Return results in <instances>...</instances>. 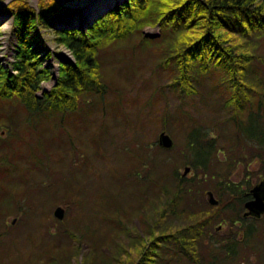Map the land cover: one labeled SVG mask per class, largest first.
Returning <instances> with one entry per match:
<instances>
[{
  "label": "trees",
  "instance_id": "obj_1",
  "mask_svg": "<svg viewBox=\"0 0 264 264\" xmlns=\"http://www.w3.org/2000/svg\"><path fill=\"white\" fill-rule=\"evenodd\" d=\"M7 8L16 29L17 55L14 64H11L14 73L0 64V102L15 101L23 107L27 116L17 123L22 132H32L38 127L46 126L52 133L50 139L56 136L59 139L64 123L74 124L75 129H78L79 121L89 127L92 123L90 107L105 103L106 95L111 90L117 92L114 89L116 84L108 82L105 74L104 56L106 51L113 48L119 49L118 55L126 57L122 60L125 75H135L142 83H156L151 95L158 93L160 88L178 98L177 113L184 114L187 119L182 128L185 137L183 163L188 164L191 170L200 172L205 178L215 169L214 165H231L229 161L240 159L243 154L241 152L245 149H249V153L252 152L251 159L256 158L262 165L261 169L264 168V0H120L112 3L109 1L108 4L105 1L92 10L93 20L83 26L77 23L87 9L63 18L64 7L54 0H39L37 8L30 7L25 0H14ZM153 27L158 29V33L147 34L145 29ZM44 30L53 35V41L57 45L68 48L74 59L60 61L59 73L54 78L39 57V47L44 44L41 37ZM31 42H36L37 46L32 47ZM258 51L261 52L257 53ZM51 54L53 53L48 50L47 56ZM146 58L150 59L147 65L150 71L144 76L140 70L146 67V64L142 66ZM47 81L53 84L49 89L42 90V83ZM138 84L140 83L133 85ZM203 89L209 92L215 106L213 115L207 117L206 125L204 119L192 118V112L185 108L188 99H194L197 95L202 98L208 94ZM131 99L128 98V101ZM119 103V97L110 103L117 120L121 119V114H125L123 101L120 105ZM192 106L193 104L190 107ZM142 108L150 111L149 107L141 106L138 107L139 112ZM116 109L119 110L118 113L115 112ZM125 116V124L132 132L137 119L155 126V135L158 128L169 130L167 124L159 126L157 118L151 119L148 115H137L135 123H132L129 114ZM102 117L103 115L97 117L100 120L97 121V131L101 133L97 132L98 136L108 132L101 121ZM58 124L61 125L60 128ZM65 130L68 132L69 128ZM13 138L16 137H10L4 144L10 145ZM35 141V144L45 143L40 137ZM224 142L228 144L227 147ZM151 143L156 149L164 150L158 139L138 144L133 149L143 153L139 155L138 161L142 167L146 164L148 172H157L160 158L152 153ZM219 143L221 146H218ZM0 145L4 146L2 143ZM37 146L42 149V144H38L34 150ZM224 147L230 157L219 159L218 155L223 154ZM41 149H37L38 152ZM59 154V149H54V153L45 154L44 157L46 162L54 163V155ZM59 161L61 160L55 163ZM34 163L36 169L42 166ZM159 164L173 167L167 159L159 160ZM229 174V169L222 173L213 170L209 181H197L186 180L184 175L173 171L170 183H162L158 176L153 181H148L149 177H146L143 179L145 182L137 177L132 178L133 181L129 183L131 185L147 184L144 186V193L145 202L151 203L148 206L152 207L163 198V204L157 207L160 217L169 210L170 214L180 220H183L181 216L189 219L171 232L167 229L156 232L154 225L158 221L151 222L152 225L146 227L144 236H139L136 240L132 238L127 244H120L116 252H106L103 249L105 241L98 240L97 234L107 236L109 232L111 238L117 239L123 233L122 229L104 225H124L108 216L103 207L97 214L103 220L104 229L88 230L91 239L89 252L76 264H162V254H170L169 250L163 249L169 247L176 252L178 264H190L189 261L192 264L217 263L218 251L215 252L216 248H213V252L212 248L205 250L202 239H207L208 225L217 218L229 224L234 221L235 215L228 213H232L229 210L233 211L241 203L243 191L239 183L229 181ZM205 184L217 195L219 203L209 206L199 219L195 213H187L191 204L189 188ZM69 188V193L76 191L75 188L72 190L73 187ZM106 192L107 194L101 193L102 198L106 199L105 205L109 203L111 196L109 191ZM149 195H152V200ZM85 207L96 215L93 205L82 208ZM66 231V228H61L62 234L67 235ZM79 235L72 238L77 239V245L72 248L74 252L79 250V242L85 234ZM217 242L212 241V247H216ZM209 252L213 254L212 257H209ZM69 260L70 258L66 262L62 258L60 264H70Z\"/></svg>",
  "mask_w": 264,
  "mask_h": 264
},
{
  "label": "rangeland",
  "instance_id": "obj_2",
  "mask_svg": "<svg viewBox=\"0 0 264 264\" xmlns=\"http://www.w3.org/2000/svg\"><path fill=\"white\" fill-rule=\"evenodd\" d=\"M13 1L0 0V53L4 54L6 61H8L7 59L12 60V47L16 43L17 37L14 35L13 27L9 24L12 18L3 21L1 17L9 12L7 7ZM25 1H28L33 8H37L39 2V0ZM74 1H83L86 4L82 7H65L70 14H74V10H79L78 12L81 13L85 7L88 9L93 6L94 0ZM75 5H78V3ZM145 31L150 34L158 33V29L155 27L146 28ZM42 33H44L41 36L44 44L40 48L43 52L47 48L55 53L70 57L63 47L56 46L50 32L42 31ZM35 43L31 42L32 45H35ZM112 49L106 51V56H104L106 60L105 74L108 82L116 84L114 89L117 92L111 90L112 92L110 91L106 95L105 103L90 107L92 123L89 127L82 122L81 125L79 121H77L78 129H75L74 124L64 123L62 126L63 131L61 130L60 136H58L59 139L57 136L50 139L52 133L46 126H37L38 129L32 132H22L23 130L17 125L22 121L21 118L27 116L23 107L15 101L0 102V143L4 145L2 147L0 145V161H2L0 162V234L3 233V236H0V261H2V264L4 262H12V264H60L62 258L66 262L70 258V264L81 262L83 256L90 249L88 245L91 239L88 230L98 231V229H104L102 226L103 220L98 216L103 207L108 216L119 220L124 225L123 227H117L116 223L104 225L113 229H122L123 233H120L117 239L111 238L109 232H107V236L97 234L98 240L105 241L103 249L106 252H116L120 244H127L126 242L132 238L136 240L139 236H144L146 227L152 225L151 222L158 221V224L154 225L156 232L162 229L171 232L180 223L184 224V220L189 219L181 216L183 220H180L179 217L176 218L170 214L169 210L164 216L160 217L157 207L163 204V198L160 202L154 203V207L148 206L147 204L151 203L149 201L145 202L146 193H144V186L147 184H129L134 177L141 181L149 177L148 181H153L154 177L158 176V180L162 183H170L171 172L175 171L179 175H183L184 167L189 166L183 163L185 137L182 128H184L187 119L184 114L177 113L178 98L173 93L159 88L158 93L151 95L153 86L156 83L150 81L142 83L135 75H125L122 60H125L126 57L118 55L117 50L119 49ZM44 62H47L46 64L50 67L52 77H57L58 59L48 56L44 58ZM148 62L150 63V59L146 58L142 63V66L146 64V67L144 66L140 70L144 73V76L148 75L150 71L147 66ZM11 72L14 73L15 71L12 69ZM154 77L157 79V76ZM134 83L140 84L133 85ZM207 83L210 86L209 81ZM50 85L51 82L48 81L42 83V90H47ZM160 91L161 93H159ZM204 91L208 94L202 98L197 95L194 99H188L185 102V108L192 112V118L197 119L200 117L204 119V125H206V123L208 124L207 117L213 115L215 106L210 99L209 92ZM118 93L120 94L117 95ZM118 97L120 98L119 105L123 101L124 113L129 114L132 123H135L137 115H148L151 119L157 118L156 122L159 126L167 124L169 130H164L163 127L158 128L155 135V126L142 123L137 119L134 131H130L128 125L125 124V114H121V119L117 120L116 114L111 109V101ZM128 98H132L130 102ZM115 104L118 107V104ZM192 104L193 106L190 107ZM141 106L149 107L150 111H148V108H142L143 110L139 112L138 107ZM115 112L118 113L119 110L116 109ZM99 115H103L101 121L105 124L104 128L108 129V132L102 136L96 135L98 132L97 121H100L97 118ZM8 117H10L9 120ZM58 125L60 128L61 125ZM65 128H69V131L67 132ZM161 131H165L171 137L173 144L170 148L163 147L164 150H160L156 149V146L151 143L152 153H155V156L160 158L159 160L167 159L170 165L172 163L171 166L175 167V170H173V167L160 165L158 160L157 172H148L146 164L145 167H142L138 162L140 161L139 155L143 153L141 150L136 152L133 148L146 141L157 140ZM10 137L16 138L10 140V145H5L4 142ZM38 137L43 138L45 143L35 144ZM49 139L50 141L47 142ZM140 141L141 143H138ZM38 144H42V149L41 146H37V149H41L40 152L37 149L34 150ZM227 145L225 143L226 147ZM218 146H221V143ZM226 147H224L223 154L219 153V159H225V156L230 157ZM54 149H59L60 154L58 156L54 155V163L46 162L44 155L54 153ZM249 152V149L243 150L240 159L229 161L231 165H214L215 169H212L205 178L200 172L191 169L184 176L186 180L196 179L199 181L201 179L202 181H209L213 170L222 173L229 169V181L238 182L241 190L247 189V186H249L247 182L253 185L257 180L259 181L264 177V168L261 169L262 165L256 158L251 159L252 152ZM38 158L41 159V163ZM57 160L61 161L55 163ZM34 162L42 166L36 169ZM25 179H27V182H24ZM244 179L246 182H243ZM208 186V184H205V186L193 185L189 188V191L191 190L189 193L191 204L187 208V213H195L196 217L201 219L202 213L208 210L209 206L212 207L206 196V191L211 190ZM69 187H73L72 190L75 188L76 191L69 193ZM106 191H109L111 195L107 205H105L106 199L102 198V194H107ZM149 196L152 200V195ZM214 196L218 199L216 194ZM89 204L94 206L96 215L90 212L87 207L82 208ZM56 206H61L64 209L62 219L56 218L53 214ZM240 207L241 203L237 204L233 211L229 210L232 213L229 212L228 214L235 215ZM228 214H225V216L227 215L226 218H229ZM13 220L14 222H12ZM261 220L258 222V224L260 223L259 227H264V217ZM228 225L229 223L224 220L221 221V218H217L211 225H208L207 239H202L205 250L212 248L213 252L216 248L215 252L218 251L219 257L223 254L219 244H223V241L226 240L222 235L229 234L227 232ZM216 227H220L221 232H218ZM61 228H66L70 233L66 231L67 235L62 234ZM123 228L125 231H123ZM80 233L85 235L81 237L79 250L74 252L72 248L73 245H77L75 243L77 239L72 238L80 236ZM68 235L69 237H67ZM233 235L228 236L233 238L235 237ZM258 236L260 239H264L262 233H259ZM216 240L219 243L216 247H212L214 244L211 241ZM166 250H169L170 254H162V264L164 262L178 264V257L173 248L163 249V251ZM209 253V257H212L213 254ZM132 255L134 254L132 253ZM189 262L192 264V261Z\"/></svg>",
  "mask_w": 264,
  "mask_h": 264
},
{
  "label": "flooded vegetation",
  "instance_id": "obj_3",
  "mask_svg": "<svg viewBox=\"0 0 264 264\" xmlns=\"http://www.w3.org/2000/svg\"><path fill=\"white\" fill-rule=\"evenodd\" d=\"M259 181L257 180L253 185L247 182L249 186H247V189L242 190L241 207L235 214L234 221L228 225L227 229L228 235L234 234L233 236L235 237L232 239L226 234L222 235L223 238H226L223 244H219L223 254H221L215 264H264V239H260L258 236L259 233L264 235V227H259L260 223L258 224V222L262 221L264 212L260 216H255L254 214L245 215V212H247L245 203L253 198L250 190ZM243 182H246L245 179ZM216 230L221 232L220 227H216Z\"/></svg>",
  "mask_w": 264,
  "mask_h": 264
},
{
  "label": "water",
  "instance_id": "obj_4",
  "mask_svg": "<svg viewBox=\"0 0 264 264\" xmlns=\"http://www.w3.org/2000/svg\"><path fill=\"white\" fill-rule=\"evenodd\" d=\"M54 1L62 6H67L71 8L80 7L75 4L66 3L65 1H62V0H54ZM86 9L87 8L85 7L84 10ZM147 34H150V33H147ZM150 35H153V34H150ZM158 143L164 148H170L173 144V141L171 137L167 133H165V131H161L158 135ZM189 169H190L189 166H185L183 175H185L189 171ZM250 192L252 193L253 198L248 200L245 203V208L247 209V212H245V215L254 214L255 216H260L264 212V179L261 180L256 185H254L251 188ZM206 195H207V200L210 204L215 205L218 203V200L214 197V194L212 191L208 190L206 192ZM53 214L56 218L62 219L64 216V209L61 206H56L53 211ZM12 222H14V220Z\"/></svg>",
  "mask_w": 264,
  "mask_h": 264
},
{
  "label": "bare ground",
  "instance_id": "obj_5",
  "mask_svg": "<svg viewBox=\"0 0 264 264\" xmlns=\"http://www.w3.org/2000/svg\"><path fill=\"white\" fill-rule=\"evenodd\" d=\"M62 1H65V2H67V3H70V4H76V3H78V6H82V5H84V4H86V2H76V1H74V0H62ZM105 1H107V4H108V2L109 1H111V3L112 2H117V1H120V0H94L93 1V6H90L84 13H83V15H82V17H80L81 19H80V22H78L77 23V25H80V26H83L84 25V23H86V22H90L91 20H93V16H92V10H95V9H97L96 7L99 5V4H102V2H105ZM27 2V4L29 5V3H28V1H26ZM30 7H31V5H29ZM65 7H67V6H64V9H63V12H62V16H63V18H67L68 17V15L70 14V13H68V9H66ZM33 8V7H32ZM64 13V14H63ZM88 13V14H87ZM2 19H3V21H8L9 20V18H12V16L9 14V13H5V14H3V16L1 17ZM2 21V22H3ZM9 24L11 25V27H13V31L15 32L14 33V35L16 34V29H15V27H14V23H13V18H12V20H10V22H9ZM58 24V26H60V24L59 23H57ZM53 25V24H52ZM55 25H56V23H54V27H55ZM10 27V28H11ZM45 31V30H44ZM17 42V41H16ZM55 43V42H54ZM56 44V43H55ZM35 46H37V43H35V45L33 44L32 45V47H35ZM56 46H61V47H63L68 53H69V55H70V57H66L64 54H60V53H55L54 51H51L53 54H51V55H48L49 57H55L56 59H58V62H60V61H73L74 59H73V56H72V53L68 50V48H66L65 46H63V45H57L56 44ZM41 47H43V46H41ZM40 48V47H39ZM49 49H47V48H45V51L47 52ZM43 52L42 51V49L40 48L39 49V57H40V61L43 63V65L44 66H46L47 68H49L50 69V67H48V65L46 64L47 62H44V58H46V57H48L47 56V54H46V52ZM50 51V50H49ZM12 53H13V57H12V60H9V59H7L8 61H6L5 60V57L3 56L4 54L2 53H0L1 55H0V64H14V62H15V60H16V55H17V47H16V43L13 45V47H12ZM46 55L45 57L43 56V55ZM58 65H59V63H58ZM59 73V70L57 71V74Z\"/></svg>",
  "mask_w": 264,
  "mask_h": 264
},
{
  "label": "built area",
  "instance_id": "obj_6",
  "mask_svg": "<svg viewBox=\"0 0 264 264\" xmlns=\"http://www.w3.org/2000/svg\"><path fill=\"white\" fill-rule=\"evenodd\" d=\"M3 67L7 68L8 70H12L11 64H2Z\"/></svg>",
  "mask_w": 264,
  "mask_h": 264
}]
</instances>
